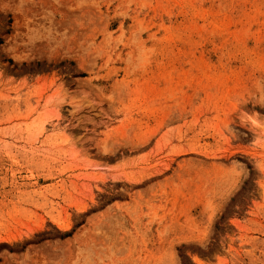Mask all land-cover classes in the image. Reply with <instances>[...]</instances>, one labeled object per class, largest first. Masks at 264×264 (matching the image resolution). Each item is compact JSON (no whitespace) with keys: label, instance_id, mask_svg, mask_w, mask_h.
I'll return each mask as SVG.
<instances>
[{"label":"rangeland","instance_id":"obj_1","mask_svg":"<svg viewBox=\"0 0 264 264\" xmlns=\"http://www.w3.org/2000/svg\"><path fill=\"white\" fill-rule=\"evenodd\" d=\"M0 264H264V0H0Z\"/></svg>","mask_w":264,"mask_h":264},{"label":"trees","instance_id":"obj_2","mask_svg":"<svg viewBox=\"0 0 264 264\" xmlns=\"http://www.w3.org/2000/svg\"><path fill=\"white\" fill-rule=\"evenodd\" d=\"M9 63H11V61H9Z\"/></svg>","mask_w":264,"mask_h":264}]
</instances>
